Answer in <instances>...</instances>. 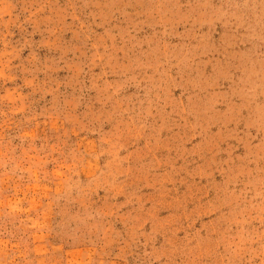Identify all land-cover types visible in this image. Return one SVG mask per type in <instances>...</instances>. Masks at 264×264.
I'll list each match as a JSON object with an SVG mask.
<instances>
[{"label": "rangeland", "instance_id": "obj_1", "mask_svg": "<svg viewBox=\"0 0 264 264\" xmlns=\"http://www.w3.org/2000/svg\"><path fill=\"white\" fill-rule=\"evenodd\" d=\"M0 264H264V0H0Z\"/></svg>", "mask_w": 264, "mask_h": 264}]
</instances>
